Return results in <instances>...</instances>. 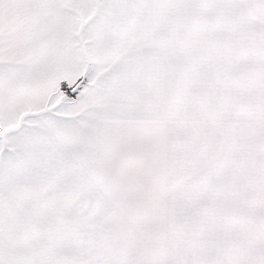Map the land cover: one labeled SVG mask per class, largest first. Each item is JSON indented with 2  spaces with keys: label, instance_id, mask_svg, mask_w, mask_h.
I'll return each instance as SVG.
<instances>
[{
  "label": "snow or ice",
  "instance_id": "6c2138e0",
  "mask_svg": "<svg viewBox=\"0 0 264 264\" xmlns=\"http://www.w3.org/2000/svg\"><path fill=\"white\" fill-rule=\"evenodd\" d=\"M0 264H264V0H0Z\"/></svg>",
  "mask_w": 264,
  "mask_h": 264
}]
</instances>
